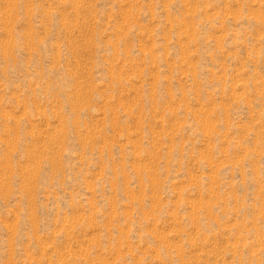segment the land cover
Here are the masks:
<instances>
[{
  "label": "rangeland",
  "instance_id": "374dc122",
  "mask_svg": "<svg viewBox=\"0 0 264 264\" xmlns=\"http://www.w3.org/2000/svg\"><path fill=\"white\" fill-rule=\"evenodd\" d=\"M0 264H264V0H0Z\"/></svg>",
  "mask_w": 264,
  "mask_h": 264
}]
</instances>
